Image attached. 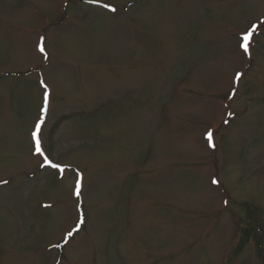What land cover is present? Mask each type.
<instances>
[{
    "label": "rangeland",
    "instance_id": "1",
    "mask_svg": "<svg viewBox=\"0 0 264 264\" xmlns=\"http://www.w3.org/2000/svg\"><path fill=\"white\" fill-rule=\"evenodd\" d=\"M0 264H264V0H0Z\"/></svg>",
    "mask_w": 264,
    "mask_h": 264
},
{
    "label": "snow or ice",
    "instance_id": "2",
    "mask_svg": "<svg viewBox=\"0 0 264 264\" xmlns=\"http://www.w3.org/2000/svg\"><path fill=\"white\" fill-rule=\"evenodd\" d=\"M94 2H95V0H94ZM103 7L109 8L110 5L104 4ZM111 11L114 12L115 11V8H111ZM254 28H255V26H253V29ZM250 36H251V32L249 31V32H246L243 35V37H242V43L240 44V47L243 48V50H244L245 53H247L248 50H249V46H248L247 41L249 40ZM37 47H38V50H39L40 53H42V54L43 53H46V48H45L44 38L43 37L40 38V41H39ZM44 58L47 59V55H45ZM240 75H241L240 73H237L236 78L239 79ZM40 83H41V85L44 88V92H43L44 106L40 109L41 116L37 120V122L35 123L34 130L30 133V138H31V141L33 143L34 154H37V155H39L40 157L43 158L42 164H47V165H49V166H51L53 168H57L61 172H63L64 169L61 167V165H59V164H53L48 159V157L45 154V150L42 147V143H41V129H42V126L45 123V116H44V114H46L47 111H48V104H49V96H50V93L47 90V85L44 83V81L41 80ZM206 141H207L209 147L215 148V143H214V139H213V133L211 131L207 132V134H206ZM211 183L212 184H219L220 181H219V179H212ZM81 189H82V180L78 178L76 180L75 187H74V194L77 197H79L81 195ZM82 222H83V220L81 219L80 223H82ZM78 229H79V224L76 226V228L73 229V231H78ZM73 231H69L67 233V236L68 237H71L73 235ZM65 243H67V240H65ZM57 246H59V245H57Z\"/></svg>",
    "mask_w": 264,
    "mask_h": 264
}]
</instances>
